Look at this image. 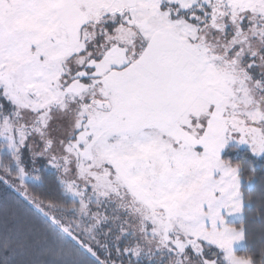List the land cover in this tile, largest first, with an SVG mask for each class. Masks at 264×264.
<instances>
[{
  "label": "snow or ice",
  "instance_id": "obj_1",
  "mask_svg": "<svg viewBox=\"0 0 264 264\" xmlns=\"http://www.w3.org/2000/svg\"><path fill=\"white\" fill-rule=\"evenodd\" d=\"M0 264H264V0H0Z\"/></svg>",
  "mask_w": 264,
  "mask_h": 264
}]
</instances>
